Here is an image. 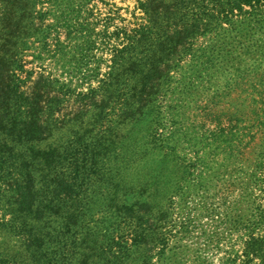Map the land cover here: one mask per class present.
<instances>
[{"label":"rangeland","instance_id":"1","mask_svg":"<svg viewBox=\"0 0 264 264\" xmlns=\"http://www.w3.org/2000/svg\"><path fill=\"white\" fill-rule=\"evenodd\" d=\"M52 1L36 7L39 32L16 69L21 90L57 98L63 135L81 117L98 133L113 129L116 149L133 158L119 175L106 171L115 184L98 177L91 194L88 215L106 226L102 264H264V1L198 0L196 32L176 29L168 14L163 21L146 0ZM147 73L145 91L158 94L138 123L126 119L123 99L89 121L99 112L90 91L101 101L117 74L129 75L127 94ZM10 164L0 184V264H33L20 216L26 189ZM63 219L46 225L51 263L43 264H82L74 242L82 229L68 234Z\"/></svg>","mask_w":264,"mask_h":264},{"label":"trees","instance_id":"2","mask_svg":"<svg viewBox=\"0 0 264 264\" xmlns=\"http://www.w3.org/2000/svg\"><path fill=\"white\" fill-rule=\"evenodd\" d=\"M61 1L64 0H53L51 4L56 5ZM260 1L264 0L244 2L251 6ZM38 2L39 0H0V184L1 179L7 177V172H3L6 170L5 166L11 163L9 166L14 172L13 178L18 174V178L21 177L20 186L26 189L20 216L27 226L25 238L29 243L27 249L33 264H43L45 261L51 263V259H48L50 234L43 232L48 223L64 221L63 218L67 221L63 228L68 234H72L76 227L82 229L83 239L79 243L78 239L74 240L76 249L84 251L82 264H102L108 251L105 244L107 236H103L106 226L103 221H92L88 215L97 200L91 194L100 186L98 177L103 179L109 176L105 182L115 184L117 178L111 177L106 171L110 173L113 169L118 170L119 175V169L129 168L133 158L132 155L123 156L116 149L118 143L114 139L116 136L112 133L113 129L108 127L105 132L100 129L101 136L92 124H83L86 121L81 117L75 118L68 128V135H63L60 129L65 122H59L54 117L57 98L43 101L40 94L30 96L21 90L22 82L16 69L29 40L39 32L34 23ZM146 3L149 8L153 7L155 13H163V21L168 15L171 16L176 29H191V32H196L194 29L199 28V10L203 9V4H199L198 0H146ZM19 12L20 16L17 17ZM157 48L165 49L158 44ZM160 54L161 52L157 54L156 60H159ZM149 66L156 69L159 67L155 62L151 65L149 63ZM140 68L142 67L133 63L129 70L140 73ZM128 77L129 75L116 74L111 80H107L101 88V101H94L96 94L90 91L92 105L99 112L92 114L89 121L94 119V123L100 122L99 116L108 108L114 113L111 101L116 99L113 102L116 104L123 99V109L129 108L126 119L138 123L147 109L153 106L158 92L153 85L149 92L145 91L148 82L146 79L150 77L147 73L144 81L135 80L130 91L122 94L120 86L128 81ZM103 90L107 94L106 98ZM88 113L89 111L86 112ZM58 125L61 127L58 128ZM57 131L59 137L55 139ZM38 143L47 146L40 147ZM14 163L21 167L20 172L11 168ZM11 170L8 171L9 174ZM9 181L5 180L6 183ZM10 182L19 183L16 180ZM127 209L128 214H134L133 206H127Z\"/></svg>","mask_w":264,"mask_h":264}]
</instances>
